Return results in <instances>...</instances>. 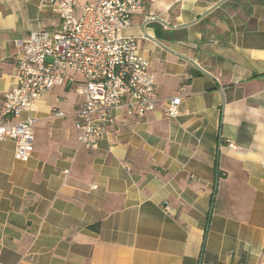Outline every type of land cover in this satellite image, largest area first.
I'll return each mask as SVG.
<instances>
[{"label": "crops", "instance_id": "0c3cea01", "mask_svg": "<svg viewBox=\"0 0 264 264\" xmlns=\"http://www.w3.org/2000/svg\"><path fill=\"white\" fill-rule=\"evenodd\" d=\"M221 1L144 0L122 34L148 61L159 105L142 117L115 108L97 149L77 144L74 85L37 102L29 161L0 141V264H264V0L202 17ZM150 19L165 25L143 29ZM59 28L48 0H0V106L15 41Z\"/></svg>", "mask_w": 264, "mask_h": 264}, {"label": "built area", "instance_id": "2783aa9c", "mask_svg": "<svg viewBox=\"0 0 264 264\" xmlns=\"http://www.w3.org/2000/svg\"><path fill=\"white\" fill-rule=\"evenodd\" d=\"M48 1L60 28L32 32L15 41V85L5 93L0 106V141L11 140L14 159L23 163L34 152L36 104L55 88H78L81 101L74 130L78 146L87 151L97 149L113 126L115 108L142 117L159 105L148 61L137 40L122 34L131 27V18L144 0H89L79 6L78 15L77 0ZM181 105V96L169 98L166 117H178ZM51 113L53 118L66 116L58 108ZM228 147L235 149L232 144Z\"/></svg>", "mask_w": 264, "mask_h": 264}, {"label": "water", "instance_id": "95a60500", "mask_svg": "<svg viewBox=\"0 0 264 264\" xmlns=\"http://www.w3.org/2000/svg\"><path fill=\"white\" fill-rule=\"evenodd\" d=\"M225 1V0H224ZM224 1H221L220 3H218L216 6H214L211 10H209L207 13H205L202 17H205V16H207L208 14H210L213 10H215L216 8H218L220 5H222L223 3H224ZM152 21H155V22H158V23H160V24H163V25H165V23L162 21V20H160V19H150V20H148V21H145V23L143 24V29H144V26L146 25V24H148V23H150V22H152ZM194 23H196V22H194ZM194 23H191V24H189V25H184V26H179V27H170L171 29H183V28H186V27H188V26H191V25H193ZM143 34H144V36H146L145 35V33L143 32ZM151 41H153V42H155V43H157L155 40H152V39H150ZM157 44H159V43H157ZM159 45H161V44H159ZM161 47H163L162 45H161ZM164 49H165V47H163ZM199 70H201V69H199ZM202 71V70H201ZM203 72V71H202ZM200 264V263H199Z\"/></svg>", "mask_w": 264, "mask_h": 264}, {"label": "rangeland", "instance_id": "374dc122", "mask_svg": "<svg viewBox=\"0 0 264 264\" xmlns=\"http://www.w3.org/2000/svg\"><path fill=\"white\" fill-rule=\"evenodd\" d=\"M144 8H146V6L144 7ZM145 11H146V9H144ZM135 16H133L132 18H131V20H133V18H134ZM143 20V15L142 16H139V17H135L134 18V22H133V27H132V29H130L129 30V33H130V31H134L135 29H136V27L138 26V24L141 22ZM166 35H170L169 34V32H162V40H166L167 38H166ZM74 94V93H73ZM62 100V99H61ZM66 120H68V119H66ZM65 121V120H64ZM61 123H63V121L62 120H59V121H57L56 123H55V125H59L60 126V124Z\"/></svg>", "mask_w": 264, "mask_h": 264}]
</instances>
